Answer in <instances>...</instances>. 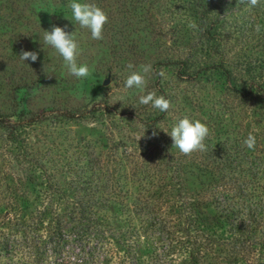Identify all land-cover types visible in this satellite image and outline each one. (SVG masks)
<instances>
[{"label":"rangeland","instance_id":"1","mask_svg":"<svg viewBox=\"0 0 264 264\" xmlns=\"http://www.w3.org/2000/svg\"><path fill=\"white\" fill-rule=\"evenodd\" d=\"M69 3L70 0H0V114L5 111L4 118L16 114L12 118L17 120L20 113L31 117L42 111H53L52 118L27 128L26 141L13 146L11 143L5 154L0 153V197H16H7L8 200L2 203H12L15 210L6 212L8 205L3 210L8 214L4 222L0 221V230L12 233V236L0 248V264H31V228H24V219L31 221V215H36L49 199L58 205L63 202L59 205L61 221L70 225L68 213L72 201L82 193L74 183L93 180L98 173L114 171L117 159L132 168L133 161L144 167L150 156L155 159L162 143L163 148L189 165L187 170L192 173L186 174L188 189L201 191L215 176L202 174L196 166L211 159L214 163L213 159L228 151L237 153L238 140L246 139L250 132L255 137L258 134L255 124L249 125V121H256L264 109V94H257L244 103L224 79L220 78L218 83L217 78L207 83L179 81L174 70L166 68L162 81L164 96L170 100L171 108L163 120L158 121L166 138L161 141L160 135H153V131L145 127V122H154L160 110L140 104L139 97L151 92V85L156 81L154 67L161 66L158 64L163 58L178 59L186 55L187 38L169 33L166 39L156 40L142 29V22L135 23L130 18L129 23L128 20L120 22L118 17H108L103 39L94 40L90 31L73 19ZM242 7L231 19L228 28L231 39L226 55L239 62L240 77L259 84L264 82V17H248L249 8ZM256 24L261 25L259 33L255 31ZM53 25L74 33L79 42L77 62L88 65V77L77 79L72 76L55 49L43 43V31L51 30ZM109 26L112 29H108ZM123 31L125 33H119ZM22 50L37 52V61H21ZM129 63L137 69L142 64L152 65V72L146 74L144 88H125V80L131 71L127 67ZM34 81L36 87L28 90ZM99 102H107L117 111L116 115L89 113L81 119L59 120L62 111L82 112ZM184 116L200 119L208 126L209 136L204 141L206 151L185 156L173 148V141L166 132H170L174 123ZM6 134L0 129V146L7 142ZM256 144L255 151H259L258 140ZM31 152L41 161L40 167L31 164ZM46 169L56 174L66 197L61 192L46 189ZM64 200L69 202L68 209ZM139 238L143 241L144 235L140 233ZM51 249L52 246L49 254H52ZM65 249L77 252L80 248L71 238ZM57 258L58 255L51 257ZM71 260L70 264L76 261ZM147 263L146 259L142 264ZM220 264H227V261L221 260Z\"/></svg>","mask_w":264,"mask_h":264},{"label":"trees","instance_id":"2","mask_svg":"<svg viewBox=\"0 0 264 264\" xmlns=\"http://www.w3.org/2000/svg\"><path fill=\"white\" fill-rule=\"evenodd\" d=\"M88 3L98 5L108 17H118L120 22L129 23V18L135 23L142 22V29L153 39H166L169 33L187 38L183 58H163L158 64L161 66L154 67L156 81L151 92L164 95L158 73L172 68L179 81L207 83L217 78L218 83L220 78L224 79L244 103L264 94V82L256 84L252 79L240 77L239 62L226 55L231 19L245 6L235 9L238 0H88ZM247 15L264 17V0L249 8ZM192 24L195 27L189 26ZM35 87L36 81L28 90ZM4 112L0 114V129L7 132V142L0 146L1 154L11 143L13 146L26 141L29 126L45 122L53 115L52 110L31 117L20 113L14 120L12 116L16 114L4 118ZM89 113L108 116L116 115L117 111L107 102H99L82 112L62 111L59 120L81 119ZM165 115L166 112L160 111L153 123L145 122V127L160 135L161 141L166 138L158 121ZM251 124L258 129L256 140L261 149L247 148L241 138L237 153L228 151L213 159L214 163L210 162L212 159L200 163L196 167L202 174L215 176L201 191L188 189L186 174L192 173L187 170L189 165L161 143L155 159L150 156L144 167L133 161L132 168L117 159L114 171L74 183L82 193L72 201L68 213L70 225L61 221L59 205L63 202L58 205L48 199L36 215H31V221L22 222L24 228H31V264H70L71 258L76 260L72 264H142L146 259L147 264L150 261L220 264L224 259L227 264H264V109L256 121H249ZM40 162L31 152V164L40 167ZM55 176L53 171L45 170L46 189L66 197ZM7 197H0L2 222L15 210L12 203H4L8 208L2 204ZM68 203L64 200L66 209ZM4 207L8 213L3 212ZM140 233L144 235L143 241ZM11 236L12 233L0 230V248ZM71 238L79 245L77 252L65 249ZM50 246L52 254L48 253ZM108 254L113 257L107 259ZM54 255H58L56 260L51 259Z\"/></svg>","mask_w":264,"mask_h":264},{"label":"clouds","instance_id":"3","mask_svg":"<svg viewBox=\"0 0 264 264\" xmlns=\"http://www.w3.org/2000/svg\"><path fill=\"white\" fill-rule=\"evenodd\" d=\"M259 3L260 0H238L237 7L239 5H247L248 8H255ZM68 7L71 9L73 19L82 28L90 31L92 39H103V30L105 24L108 22V15L101 7L94 3L80 2V0H70ZM189 26L195 27L194 24ZM255 31L259 33L261 31V25L256 24ZM42 40L45 45L51 46L62 57L65 66L72 76L77 79H82L90 75L88 65L77 62L79 42L75 38L74 33H69L65 30V27L53 25L51 30L43 31ZM19 58L21 61H28L30 59L35 62L38 59V53L22 50ZM127 67L131 71L125 80V88H144L146 85V74L152 72V65L142 64L137 69L136 66L129 63ZM45 71L47 72L46 65ZM158 75L164 78L165 72L161 70ZM111 94L112 92L110 96ZM139 103L142 105H151L161 112H167L171 108L170 100L165 98L164 95H157L155 91L141 95L139 97ZM166 133L173 141V148L178 149L185 156H191L192 153L197 151L207 150L204 141L209 136V128L200 119H192L184 116L174 123L170 132ZM153 135H156V133L153 132ZM243 143L247 148L255 149V135L250 132Z\"/></svg>","mask_w":264,"mask_h":264}]
</instances>
